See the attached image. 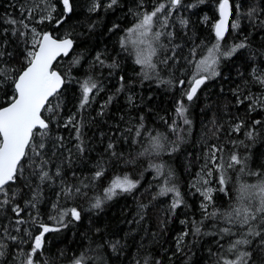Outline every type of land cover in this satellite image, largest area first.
Masks as SVG:
<instances>
[{"label": "trees", "instance_id": "1", "mask_svg": "<svg viewBox=\"0 0 264 264\" xmlns=\"http://www.w3.org/2000/svg\"><path fill=\"white\" fill-rule=\"evenodd\" d=\"M49 2L55 5L54 19L38 23L39 18L47 14ZM234 2L240 6L234 16L239 27L226 33L221 51L241 42L246 47L238 49L230 58L221 57L217 66L220 74L202 85L194 100L188 102L184 92L195 71L194 65L208 55L207 49L215 43L212 25L218 19L217 0H206L204 4H199L198 0H182L180 6L169 12L166 28L161 27L164 14H158L153 31L165 33L160 41L165 47L153 57L157 69L148 70L152 77L148 80L143 79L134 55L121 48L120 39L137 23L138 14L151 12L160 3L168 5L169 0H142V7L141 0H118L111 8L108 7L110 0H71L73 11L70 14L63 13L62 0H0V43L6 42L0 50L12 53L11 57L3 58L7 64L0 66L9 71L22 67V62L18 61L26 45L19 36L12 35L13 25L7 21L22 19V8L35 10L33 18L25 21L30 27L52 33L58 39L68 36L74 41L69 56L54 65L66 80L59 97V114L51 124V139L46 141L44 150L48 160L45 170L54 176L59 168L61 175L40 185L39 180L30 175L32 168L26 164L25 176L31 180V186H26L21 178L9 188V196L16 193L12 204L24 209L21 216L27 223L22 228L29 229L33 236L39 234V223L60 229L45 234L43 255L37 257L40 264L45 261L73 264L81 254L85 264H157V261L159 264H224L225 260H236L237 252L229 251V246L242 237L245 229L228 224L221 214L247 206L238 200L237 188L241 184L264 180V106L258 103L254 110H249V100H244L243 104L237 102L247 96L261 97L264 103V86L256 82L257 75L264 77V24L261 23L264 0ZM94 4L99 7L92 10ZM252 8L257 14L249 18L247 13ZM177 11L174 17L173 12ZM62 17L63 23L57 25L56 20ZM181 20H187V26L181 25ZM173 49L179 59H170L167 65L161 63ZM193 49L195 55H192ZM98 55L103 63L97 61ZM75 59H79L78 64L73 63ZM89 79L98 89L90 94L89 105L80 109L81 85ZM161 80L173 83H160ZM179 80H184L185 84L180 86ZM10 91L7 84L0 89V100ZM180 101L187 107L185 116L191 121L189 125H185L175 111ZM73 115L81 123L83 153L75 147L79 143L75 129L62 126ZM257 120L261 123L254 124ZM240 122H243L240 131H232ZM137 130L140 136H136ZM249 131L251 137L247 135ZM154 136L163 144L159 155L145 153ZM57 137L64 138L63 147L53 146ZM109 143L114 145L112 149H108ZM213 145L222 149L217 153L219 160L214 161L215 165L223 166L213 170L214 189L219 187L217 179L222 173L227 179L228 194L214 191L208 212L219 210L218 216L204 219L203 198L192 184L201 177L205 162L211 161ZM232 154L243 163L228 168ZM154 165L162 166L160 173ZM241 167L245 168L243 173ZM99 169H103L104 175L93 180ZM124 175L138 181L137 188L105 201L100 209H93L91 205L97 197L104 198V190L112 179ZM166 178L170 183H165ZM173 184L184 201L174 213L170 210L174 194L159 195L162 187ZM65 185L79 187L81 193L58 197ZM37 193L36 207H26ZM142 205L145 207L141 208ZM11 206L2 210L0 226L11 225L16 219ZM71 208H76L81 218L76 221L65 216L67 226L64 227L57 222L60 212ZM181 220L187 223L182 224ZM193 221H203L200 235L191 234ZM224 227L232 228L235 235H223L220 229ZM10 231L28 242L14 244L4 237L7 249L0 264H22L26 257L20 249L27 253L31 241L23 231L17 233L11 227ZM185 231L189 235L178 249L177 240ZM248 238L252 243L238 246L239 251L252 253L249 264H264L261 237Z\"/></svg>", "mask_w": 264, "mask_h": 264}, {"label": "snow or ice", "instance_id": "2", "mask_svg": "<svg viewBox=\"0 0 264 264\" xmlns=\"http://www.w3.org/2000/svg\"><path fill=\"white\" fill-rule=\"evenodd\" d=\"M206 0H198L199 4H204ZM118 0H110L108 7L111 8L116 5ZM63 13L70 14L73 11L71 0H62ZM181 5V0H169L168 5L160 3L151 12H143L139 15L138 22L131 28L127 29V33L120 39V46L123 50L129 52L135 57V64L141 67V73L143 79L148 80L152 77L149 75V71L155 72L157 64L153 62V57L158 55V51L165 46L161 44V37L165 35L162 31H153V26L159 20V15L163 13V21L161 27L166 28L168 26L169 12L165 11L166 8H176ZM142 7V0L141 5ZM197 5H192L196 7ZM98 4L93 5V9L98 8ZM239 5L235 4L234 0H217V12L218 19L212 25L215 34V43L207 49L208 55L202 59L196 61L192 73V78L188 82V87L184 92V96L188 102H192L197 95L198 90L202 85L220 73L217 70L219 59L230 58L237 52L238 49L246 47V44L241 42L235 44L227 51H221V41L224 40L226 33L230 29H237L239 24L234 21H230V18L235 16L236 11L239 10ZM34 9L21 10L22 19L17 20L15 18L9 19L7 23L13 25L12 35L19 36L26 47L23 49V55L20 57L22 67L13 68L9 71L7 67L0 66V89H3L7 84L11 90L10 93L5 94V98L0 100V214L2 210L11 206V211L15 214L16 219L11 222V225L0 226V258H3L6 254L7 245L3 243V238L7 237L14 244L23 245L27 243L22 236L12 235V231L20 233L21 231L31 241L30 250L27 253L20 249L22 255H25L26 259L22 261V264H40L38 255H43L45 246V234L49 232L60 231L59 228L50 227L47 224L39 223V234L33 236L31 231L26 228H22L27 222L21 216L24 211L19 204H12L16 193L9 196V188L12 184L16 183L18 179L23 178L26 181V186H31V180L25 176V165L32 168L31 176L36 177L40 185L53 181L54 176L61 175L60 169L57 168L54 176L50 175L49 171L45 170V165L48 163L45 148L46 141L50 140L49 130L51 124L54 122L56 116L59 114L60 104L59 97L61 96V88L65 84V76L55 70L54 65L59 63L61 57L69 56L70 51L73 48L74 41L66 36L65 38L58 39L52 33L37 31L35 27H30L25 21L33 18ZM264 11V9H261ZM55 12V5L50 2L47 4V14L41 16L38 23H44L45 20L51 21L54 19L52 13ZM257 14V10L252 8L248 13V17L252 18ZM207 20L208 18L205 17ZM64 17L56 20V24L63 23ZM181 25L187 26V20H181ZM264 24V21L261 22ZM118 27V26H114ZM7 33V29L4 30ZM31 36L30 41L28 40ZM171 36V33H168ZM6 43V42H5ZM5 43H0V49L5 47ZM178 47V46H177ZM11 57V52H5L0 50V65H6L7 62L3 60L5 56ZM192 55H195V49L192 50ZM97 61L103 63L100 60L99 55L96 57ZM170 59L178 60L175 49L172 50L171 55L165 56L161 63L167 65ZM74 64L79 63V59L73 61ZM116 66V65H113ZM258 71V70H254ZM14 73V74H13ZM123 81V77H121ZM256 82L264 86V77L256 76ZM160 83L172 84L171 80H161ZM177 83L180 86L185 84L184 80H179ZM98 89V85L92 82L90 79L85 80L81 85V100L80 109H84L85 106L90 103V94L93 90ZM111 100V97L109 98ZM244 100H249V110H254V105L262 103L261 97H244V99H238V104H243ZM177 115L183 119L185 125L191 124V121L185 116L187 107L183 101H180L175 109ZM51 114L46 116L45 114ZM102 114V113H101ZM143 117H141V120ZM261 121H254V124H259ZM59 126V125H58ZM65 128L72 127L75 129V138L79 143L76 144L78 152L83 153L85 151L83 141L81 140V123L76 120L75 115L69 117L68 120L62 125ZM243 126V122L237 123L232 131L239 132ZM141 127L143 125L141 124ZM175 131V129H173ZM132 131V129H128ZM139 130L136 131V136H140ZM249 137L252 136V132L247 133ZM63 137H57L53 142L54 147H63ZM114 145L108 144V149H112ZM163 148V144L160 142L158 136L151 137L150 149H145V153L151 152L152 154L159 155V151ZM222 151L221 148H217L215 145L211 146L210 160L218 161L219 157L217 153ZM141 153V155L145 154ZM55 151L52 152L54 156ZM115 155V153H113ZM40 158V159H38ZM242 160L236 155L232 154L227 164L228 168H233L235 165H241ZM35 165V167H33ZM157 173H160L161 167L154 165ZM216 167L222 168V165L217 164ZM205 168H207V161L205 162ZM203 171V170H202ZM240 171H245L244 167H241ZM251 175H260V173H250ZM104 175L103 169L95 171L93 180L100 179ZM172 174L168 173V177ZM213 175L212 169H208L203 176L196 180L192 187L203 198L201 208L204 210V219H216L218 211L208 212V208L213 204L214 191L228 194L226 188L227 179L224 174H219L217 179L218 188L208 186L211 184V180L207 177ZM165 183H170V180L166 178ZM40 185H37L39 188ZM199 185V186H197ZM138 186V181H134L129 178L128 175L123 177L117 176L112 179L110 186L104 190V198L97 197L95 202L91 205L93 209H100L102 204L113 199L115 196L123 193H132ZM238 200L246 207H236L230 212L223 213L224 219L228 224L238 226L241 229H245L241 238L236 239L229 246V251H236V260H225L224 264H249L252 253L250 251H239L238 246L250 245L252 240L248 237H261V244L264 245V180H261L257 184L243 183L237 188ZM81 189L79 187L67 186L63 187L61 193L57 196L64 195L71 197L73 194H80ZM169 193L174 194L172 202L170 204V210L174 213L175 210L184 204L179 189L173 184L168 187H162L159 195H167ZM38 201V193L33 195V198L26 203V207L35 208ZM255 202V203H254ZM55 208L56 205H53ZM145 206H141L143 208ZM31 215V214H29ZM71 216L72 220H80V212L76 208H71L66 211L60 212V218L57 221L64 227L67 224L64 223V217ZM141 218H143L141 216ZM55 219V217H53ZM71 221H69L70 223ZM182 224H186L187 221L181 220ZM253 222H257L255 225ZM32 223H36V218H32ZM203 221L192 222L191 234L196 236L201 234V225ZM223 235L232 236L235 233L230 227H224L220 229ZM189 232H183L178 240L177 246L183 241L184 237L188 236ZM222 247V246H221ZM113 248L115 246L113 245ZM47 264V261H45ZM73 264H85V257L83 254L79 258H75ZM159 264V261H157Z\"/></svg>", "mask_w": 264, "mask_h": 264}, {"label": "rangeland", "instance_id": "3", "mask_svg": "<svg viewBox=\"0 0 264 264\" xmlns=\"http://www.w3.org/2000/svg\"><path fill=\"white\" fill-rule=\"evenodd\" d=\"M182 8H183V6L180 7V9H182ZM166 11H167V12H171V11H172V8H167ZM178 11H179V10H178ZM178 11H177V12H173L174 17H176V15H178V13H179ZM138 19H139V17H138ZM138 19H137V22H138ZM232 21L237 22V19L234 17ZM261 77H263V76H261ZM210 166H211L212 171L216 168L215 162H214L213 160H211V161L209 162V164H207V168H205V167L203 168V171H202L201 176L204 175V173L210 168ZM207 178L211 180V184L208 185V186H211V187L214 188V185H213L214 182L212 181V180H213V176H211V177H207ZM197 180H198V179H197ZM197 186H199V185H197Z\"/></svg>", "mask_w": 264, "mask_h": 264}, {"label": "water", "instance_id": "4", "mask_svg": "<svg viewBox=\"0 0 264 264\" xmlns=\"http://www.w3.org/2000/svg\"><path fill=\"white\" fill-rule=\"evenodd\" d=\"M181 1H182V0H181ZM230 20H231V18H230ZM214 35H215V34H214ZM61 39H62V38H61ZM70 52H71V51H70ZM69 54H70V53H69ZM61 58H66V57H61ZM61 58H60V59H61Z\"/></svg>", "mask_w": 264, "mask_h": 264}, {"label": "bare ground", "instance_id": "5", "mask_svg": "<svg viewBox=\"0 0 264 264\" xmlns=\"http://www.w3.org/2000/svg\"><path fill=\"white\" fill-rule=\"evenodd\" d=\"M231 21V20H230Z\"/></svg>", "mask_w": 264, "mask_h": 264}]
</instances>
